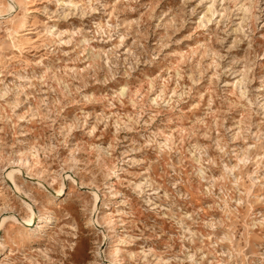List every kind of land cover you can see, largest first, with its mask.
I'll return each instance as SVG.
<instances>
[{
  "label": "rangeland",
  "instance_id": "374dc122",
  "mask_svg": "<svg viewBox=\"0 0 264 264\" xmlns=\"http://www.w3.org/2000/svg\"><path fill=\"white\" fill-rule=\"evenodd\" d=\"M0 241L264 264V0H0Z\"/></svg>",
  "mask_w": 264,
  "mask_h": 264
},
{
  "label": "bare ground",
  "instance_id": "6f19581e",
  "mask_svg": "<svg viewBox=\"0 0 264 264\" xmlns=\"http://www.w3.org/2000/svg\"><path fill=\"white\" fill-rule=\"evenodd\" d=\"M127 88V87H126ZM124 91H125V89H123ZM127 90V89H126ZM127 93H128V90H127ZM167 136V137H166ZM164 135V137H166V139L168 138V135ZM171 138H168L167 139V141H169ZM172 140V139H171ZM96 194V193H95ZM97 195V194H96ZM33 219H34V213H33V215H32V217L29 219V220H27L28 222H30V223H33ZM35 223H36V225H35ZM37 223H38V221H36V222H34L33 224H32V226L33 225H35V227H37ZM2 246V242L0 241V247ZM115 263L116 264H122V262H121V260H116L115 261ZM109 264H113L112 263V261L109 263Z\"/></svg>",
  "mask_w": 264,
  "mask_h": 264
}]
</instances>
